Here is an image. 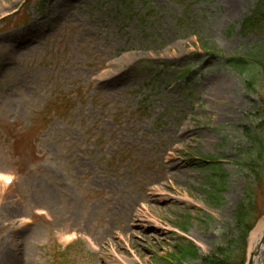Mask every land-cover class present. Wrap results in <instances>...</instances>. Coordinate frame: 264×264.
Instances as JSON below:
<instances>
[{"label": "rangeland", "instance_id": "rangeland-1", "mask_svg": "<svg viewBox=\"0 0 264 264\" xmlns=\"http://www.w3.org/2000/svg\"><path fill=\"white\" fill-rule=\"evenodd\" d=\"M258 2L32 0L0 23V264H167L184 241L242 264L264 217V30L241 31Z\"/></svg>", "mask_w": 264, "mask_h": 264}, {"label": "trees", "instance_id": "trees-1", "mask_svg": "<svg viewBox=\"0 0 264 264\" xmlns=\"http://www.w3.org/2000/svg\"><path fill=\"white\" fill-rule=\"evenodd\" d=\"M264 30V0H259L257 7L252 10L250 15L246 16V18L243 20L241 31L242 35H248L250 33L261 35ZM202 50L212 53L215 55L218 53L216 49L207 47L206 44L202 45ZM212 51V52H211ZM264 60V59H263ZM258 61L260 64L259 74L264 79V61ZM227 65L234 69H240L243 68L244 60L242 58H227L225 60ZM251 70H255L258 67L255 65H251ZM251 81H247L246 85L250 86ZM211 165H218L214 162L211 163ZM223 176V174L221 175ZM217 176L213 178V183L217 184ZM211 181V182H212ZM212 183V185H213ZM217 187V186H216ZM214 187V188H216ZM213 188V189H214ZM222 189H217V193L220 195L222 193ZM209 198H212V200H220V197H215V195H209V193L206 194ZM245 211L242 209V207L238 206L237 212H236V221L241 220L243 221V218L245 216ZM183 230H185L182 227ZM222 250V248H220ZM163 261L167 262V264H185V263H191V264H198L199 261L202 260L198 248L191 242H182L174 245L172 252L167 254V257H162ZM224 261V260H223Z\"/></svg>", "mask_w": 264, "mask_h": 264}, {"label": "bare ground", "instance_id": "bare-ground-1", "mask_svg": "<svg viewBox=\"0 0 264 264\" xmlns=\"http://www.w3.org/2000/svg\"><path fill=\"white\" fill-rule=\"evenodd\" d=\"M172 160L173 159L167 160L166 166L168 168L171 167ZM263 235H264V217L260 220V222L258 223L256 229L252 232V234L250 236L249 251H254L255 249L259 248L260 245L258 246V242L260 241V238Z\"/></svg>", "mask_w": 264, "mask_h": 264}]
</instances>
